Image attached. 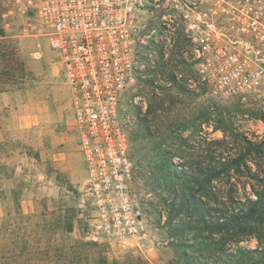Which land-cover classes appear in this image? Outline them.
Wrapping results in <instances>:
<instances>
[{
    "label": "rangeland",
    "instance_id": "rangeland-1",
    "mask_svg": "<svg viewBox=\"0 0 264 264\" xmlns=\"http://www.w3.org/2000/svg\"><path fill=\"white\" fill-rule=\"evenodd\" d=\"M16 1L3 0L5 12ZM13 17V28L5 29L8 43L0 51V223L7 214H20L28 226L39 224L50 230L66 217L73 225L71 238L105 244L116 258L133 253L150 264H264L257 255L252 261L235 257V245L218 234L217 244L205 247V233L185 231L187 223L200 226L187 200L190 194L181 179L165 176L169 159L175 174L184 177L197 175L201 168L222 171L212 187L224 204L229 194L244 201L252 195V186L262 189L264 129L251 128L245 115L249 109L237 100L189 92L171 77V82L145 78L133 83L120 117L129 119L131 157L138 166L134 187L149 219L148 240L143 247L138 241H111L96 228L71 91L57 57L44 38L23 32L28 18ZM11 47L16 49L17 70L10 67ZM179 67L193 74L190 66L174 64L169 69ZM166 69H149L148 76L155 72L163 79ZM261 116L249 115L258 120ZM209 122L215 124L213 131L202 134L201 124ZM248 143L262 149H250ZM240 153L246 154L249 172L232 160L229 169L220 165L230 156L236 160ZM211 204L218 206L217 201ZM59 227L60 235L65 234L64 226ZM247 238L240 246L256 249L258 240Z\"/></svg>",
    "mask_w": 264,
    "mask_h": 264
},
{
    "label": "built area",
    "instance_id": "built-area-1",
    "mask_svg": "<svg viewBox=\"0 0 264 264\" xmlns=\"http://www.w3.org/2000/svg\"><path fill=\"white\" fill-rule=\"evenodd\" d=\"M14 14L28 18L23 32L44 38L57 57L71 91L96 228L111 241L143 247L148 240L129 119L120 117L133 83L173 80L264 115V0H17L3 15L4 29L13 28ZM174 64L193 74L170 70ZM161 66L165 78L148 76ZM250 112L251 128L264 129ZM214 126L201 124L202 134Z\"/></svg>",
    "mask_w": 264,
    "mask_h": 264
},
{
    "label": "trees",
    "instance_id": "trees-1",
    "mask_svg": "<svg viewBox=\"0 0 264 264\" xmlns=\"http://www.w3.org/2000/svg\"><path fill=\"white\" fill-rule=\"evenodd\" d=\"M4 13L3 0H0V51H4L8 43L5 40L7 35L3 26ZM9 49L10 67L17 70L16 49L14 47ZM260 119L264 120V115ZM249 147L258 152L262 149L261 145L253 143H248ZM245 155L240 153L236 160L230 156L226 163L220 162V165L229 169L228 162L232 160L231 163H241L249 172L251 169L246 163ZM174 170L176 169L169 159L165 176L172 180L181 179L190 194L187 199L192 205L190 208L198 217L200 225L194 227L187 223L184 230L200 229V232L205 233L202 236L204 239L202 245L205 247L217 244L218 240L214 235L218 234L221 240L228 239L235 245L233 248L235 257L252 261L257 255L261 261H264V186L262 189L252 186V195H246L244 201L236 200L233 194H229L227 203L224 204L218 201L219 198L212 187V181L219 177L222 171L212 172L210 169L201 168L197 175L184 177L175 174ZM257 177L258 175L251 174V179L256 180ZM262 180L264 182V178ZM213 201H217L218 206H212ZM28 225L30 224L20 214L13 217L7 214L1 221L0 264H150L133 253L116 258L105 244L86 238H71L73 225L66 220V217L63 222L56 221L50 230L39 224L31 227ZM60 225L65 228L63 235L59 232ZM247 237H255L258 240L256 249L240 246Z\"/></svg>",
    "mask_w": 264,
    "mask_h": 264
}]
</instances>
